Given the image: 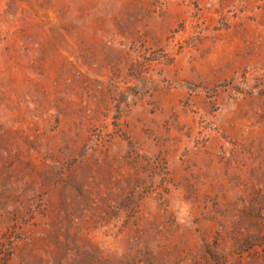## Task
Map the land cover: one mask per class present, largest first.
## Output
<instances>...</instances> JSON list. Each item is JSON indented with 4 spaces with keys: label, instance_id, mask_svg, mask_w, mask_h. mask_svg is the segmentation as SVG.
<instances>
[{
    "label": "rangeland",
    "instance_id": "obj_1",
    "mask_svg": "<svg viewBox=\"0 0 264 264\" xmlns=\"http://www.w3.org/2000/svg\"><path fill=\"white\" fill-rule=\"evenodd\" d=\"M0 264H264V0H0Z\"/></svg>",
    "mask_w": 264,
    "mask_h": 264
}]
</instances>
